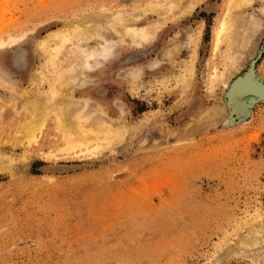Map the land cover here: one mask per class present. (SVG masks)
<instances>
[{
    "label": "rangeland",
    "instance_id": "374dc122",
    "mask_svg": "<svg viewBox=\"0 0 264 264\" xmlns=\"http://www.w3.org/2000/svg\"><path fill=\"white\" fill-rule=\"evenodd\" d=\"M171 1L0 0V264H264V243L227 252L264 221V0ZM229 4L239 24L254 21V46L216 84ZM127 16L147 39L129 41L114 21ZM89 17L99 23L86 37L73 25ZM68 29L47 61L42 42ZM101 31L112 55L65 95L74 117L88 114L86 149H99L66 151L53 110L39 119L28 99H48ZM243 80L256 95L237 91ZM217 104L225 117L198 125Z\"/></svg>",
    "mask_w": 264,
    "mask_h": 264
},
{
    "label": "bare ground",
    "instance_id": "6f19581e",
    "mask_svg": "<svg viewBox=\"0 0 264 264\" xmlns=\"http://www.w3.org/2000/svg\"><path fill=\"white\" fill-rule=\"evenodd\" d=\"M178 2H179V0H173L170 2V4L173 6H176L178 4ZM239 7L241 9L243 8V6H241V5ZM227 8H229V10L228 11L226 10L227 11L226 15H224V18L222 17L223 19L221 18L222 20L219 22V23H221V26L219 25L220 30L218 32L217 42L219 40H221V38H223L222 36L225 34L227 36L228 41L230 42V46H231L230 49H232L231 50L232 52L229 53V57H228L229 62H228V65L226 67L225 73L220 77L218 75V77H216V81L214 80L216 82V84H219L220 81H222L224 84H227L228 80L230 79L231 75L233 74V71L236 69H239L241 66V62L244 61L246 48L248 49L247 51L249 52L250 51L249 47H251L252 45L254 46L253 42L251 41V36H249V34L247 36H245L246 33L248 32V30L250 29V26L254 23V21L250 19L246 24L245 23L243 25L239 24L240 21L238 19V15H237L238 12L236 13V12L232 11L233 6L231 4H229V6ZM135 19L133 17H129V16H127L125 18L124 17L114 18L115 22H117V23L119 22L118 28H120V29L122 28L123 31L129 36V38H130L129 41L132 40V42H134V43L137 42V40H139V39H147V37H148L147 31H145L144 29H138L136 27L135 28L131 27V23H134ZM77 22H79V21H77ZM98 23L99 22H97V20H95L94 17H89L85 20L80 21L79 23H74V25L73 24L72 25H73L74 30L80 31L81 34H85L86 37H90L91 35H94L93 33H95V30L97 28L95 26ZM256 24H257V22H256ZM68 32H69V29L67 32L65 31L63 33H61V31L58 33L54 32L55 34L49 36L48 39H46L42 42L41 47H42L43 51L47 52V55H46L47 61L48 60L53 61L55 54L60 50V48L64 44L68 43V41H69V35H68L69 33ZM255 32H257V31L255 30ZM239 34L241 35L240 37H239ZM97 35H98V39H99L98 40V48L91 50L89 52L83 51L82 52L83 58H82V60H80V64L78 65V67L75 68L72 71V73L63 74L54 80V82L51 86V90H50L48 99L37 102L36 101L37 99L35 101H33V100H30L31 98L30 99H28V97L25 98V99H28L30 101L29 102L26 100V102H29L28 103L29 105L26 103V105L29 106L28 110H32L33 113H35L36 115H38L40 117L39 119H43L42 117H44V115H47L49 112L51 113L53 110L54 115H55L54 119H55L57 128L62 133L63 139L66 142V145H65L66 151H72L75 149H79L83 146L86 149L88 147V145H90L94 141V138H95V137H93L95 135L94 133H88L85 130L86 129L85 127L88 123V121L86 119L88 114L84 113L81 115L80 118L74 117L75 116L74 115L75 107L73 109V107H72L73 105H71L69 102H67V100L69 98H65V95H66V92L68 91L69 87L71 86V84H73L74 82L82 84L84 82V80L82 79L81 70L82 71L85 69L90 70V69H93L97 66H100L106 59H108L109 56L112 55L111 54V48L113 45L112 43H113L114 37L112 39L108 34H106L105 32L103 33L102 31L99 34L97 33ZM93 37H96V36H93ZM253 46L250 49L253 50ZM80 47H82V46H80ZM169 54H171V57L175 55L172 52H170ZM169 54H168V56H170ZM22 60H23V55L22 54L20 55V53H19V55L16 57V62L20 63V62H22ZM82 66H85V68L83 69ZM80 82H82V83H80ZM237 89H238L237 91H240L241 93L246 94L248 92L254 91L255 88L253 86L252 81L243 80V81L239 82V84L237 85ZM255 90L257 91V89H255ZM226 108L227 107H225L223 105H218V104L215 106H212L200 115V117H199L200 120L197 119L199 123H197V121H196V123L198 125H201V123H203L202 125L205 124V126L206 125L208 126L210 124L211 125L216 124L218 120H221V118L223 119L225 117V115L227 113V112L225 113V111L227 110ZM39 119H38V122H36V121L31 122V120H30L29 123L25 125V131L23 132V136H25L28 140H32L34 133L36 131L40 130L41 126L43 125L42 122L39 121ZM95 119L98 122L94 121L96 126L94 125L95 127H93V129L95 131H98L100 135L103 133L105 134V132L101 126V122L99 120L100 118L95 117ZM94 122L92 121V123H94ZM87 127L89 128V126H87ZM107 136H109V135L106 134V137ZM109 137H112V136H109ZM103 138L104 137H102L101 139H103ZM95 140H99V139H95ZM107 140H109V139H107ZM90 148H92V147H90ZM97 148H93V149L88 148V149H86L85 152L90 153L93 150L95 152L97 150ZM80 151H81V149H80ZM77 152H78V150H77ZM85 154H87V153H85ZM255 225L253 224L249 227L248 233L245 235H242L240 237V239L236 243V246L234 245V247H232V248L228 247L229 249H227V252L232 254L234 252H237V249L243 250V249H247L248 247H251L253 245H256V246L262 245L264 243V221L259 223V224L257 223L258 226H255ZM250 236H254V239H250L251 238Z\"/></svg>",
    "mask_w": 264,
    "mask_h": 264
},
{
    "label": "water",
    "instance_id": "95a60500",
    "mask_svg": "<svg viewBox=\"0 0 264 264\" xmlns=\"http://www.w3.org/2000/svg\"><path fill=\"white\" fill-rule=\"evenodd\" d=\"M237 85V84H236ZM247 94H252V95H256L255 93L253 92H248ZM244 95V94H243Z\"/></svg>",
    "mask_w": 264,
    "mask_h": 264
}]
</instances>
